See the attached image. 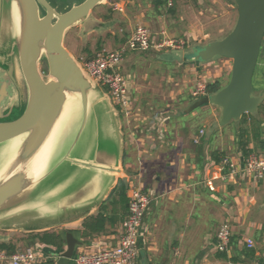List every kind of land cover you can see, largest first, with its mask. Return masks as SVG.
I'll return each instance as SVG.
<instances>
[{
    "label": "crops",
    "instance_id": "crops-1",
    "mask_svg": "<svg viewBox=\"0 0 264 264\" xmlns=\"http://www.w3.org/2000/svg\"><path fill=\"white\" fill-rule=\"evenodd\" d=\"M202 1L169 0L170 6L167 3L159 9H153L150 0L123 4L117 1L122 7L125 5L119 16L112 18L107 12L100 20H94L98 27L93 31L106 33L103 42L109 50L116 49L124 41L125 35L120 38L118 34L125 31L129 37L136 26L150 27L155 35L164 32L167 38L180 39L185 43L181 50L152 49L145 53H127L121 67L122 74L128 78L132 109L141 116L134 115L138 117L134 119L137 122L135 130L145 133L144 126L147 128L150 122L143 111L145 107H151L152 99L160 103L155 102L154 105V113H158L154 119L157 123L148 126L156 132L151 151L139 150L135 162L128 160L125 125L119 116L123 146L116 167L120 172L104 194L106 198L120 179L127 186L138 187L151 194L152 203L144 217L138 240L140 264H264V179L256 184L243 179H238L235 184L223 183L217 180L216 167L223 157L241 163L247 153L258 152L255 154L264 159V40L252 79V94L263 99L256 113L247 115L248 118L239 122L237 128L235 123L238 121L220 127V110L207 105L202 107V115L208 119L198 122L202 116L188 112L195 101L190 97L192 88L198 82L207 85L217 82L221 88L225 86L229 80L230 62L215 58L207 63H198L192 58V50L222 39L230 31H227L230 19L236 21L233 0H215L223 1L222 12L220 19L209 25L210 28L217 25L216 28L207 31L201 18L204 12L199 11ZM101 90L108 96L103 88ZM165 97L170 101L168 104L164 103ZM249 118H252L250 124L247 123ZM108 130L112 132L111 128ZM200 131H203L201 137ZM196 137L198 142L194 143ZM88 155H83V159L89 160ZM110 156L98 154L96 161L114 163V157ZM206 180H212L209 187ZM37 208L46 211L42 205ZM98 209L99 206L94 204L78 216L49 225L44 231H72L75 232L73 237L82 242L78 233L82 217L96 215ZM223 223L230 225L231 232L227 253L216 249V234ZM1 232L5 236L0 243L14 244L17 250L24 247L28 234L41 233ZM119 235L120 225L108 228L106 233L76 247L74 255L87 249L114 246ZM246 239L253 241L251 249L246 247ZM31 246L44 258L61 254L52 247Z\"/></svg>",
    "mask_w": 264,
    "mask_h": 264
},
{
    "label": "water",
    "instance_id": "water-1",
    "mask_svg": "<svg viewBox=\"0 0 264 264\" xmlns=\"http://www.w3.org/2000/svg\"><path fill=\"white\" fill-rule=\"evenodd\" d=\"M104 1L81 0L58 13L48 0H0V120L15 109L20 111L15 120L0 121V231L42 233L94 204L100 207L120 172L116 167L123 146L119 114L64 46L71 28L98 27L90 15ZM233 2L232 30L192 50L198 63L215 58L231 62L227 84L188 108L192 112L207 105L217 107L220 127L256 113L263 100L252 94V79L264 40V0ZM13 4L18 33L9 18ZM4 19H9L15 32L9 46L2 40ZM40 63L45 64L46 74L40 71ZM43 147L48 154L35 175L34 159ZM103 153L114 157L115 165L98 163V154ZM85 154L89 160L83 159ZM38 205L46 211H39ZM64 240L57 264H70L76 247L82 245L71 233Z\"/></svg>",
    "mask_w": 264,
    "mask_h": 264
},
{
    "label": "built area",
    "instance_id": "built-area-1",
    "mask_svg": "<svg viewBox=\"0 0 264 264\" xmlns=\"http://www.w3.org/2000/svg\"><path fill=\"white\" fill-rule=\"evenodd\" d=\"M114 11L123 12L119 2L111 5ZM170 6V2H168ZM158 36V37H157ZM185 43L180 39L167 38L164 32L153 34L145 26H136L124 44L113 50H102L95 57L82 63L83 69L91 79L107 90V94L122 118L132 117V102L128 89V78L122 74L121 67L124 56L127 53H145L154 50H181ZM209 95L207 85L198 82L191 90L190 96L197 100ZM117 107V108H116ZM119 107V108H118ZM203 131L199 132V136ZM198 142V137L194 143ZM217 180L223 183L235 184L238 179L248 180L251 183H259L264 179V159L255 153H249L241 163H236L230 157H223L216 164ZM206 186H210L212 180H206ZM126 197L128 211L120 224V235L116 245L87 249L76 253L70 264H140L138 254V240L141 237L144 217L152 203V196L141 188L127 186ZM231 245L230 225L223 223L216 234V249L220 253H227ZM248 249L253 247V241L246 239ZM59 256L44 258L32 247L17 250L13 254L0 251V264H57Z\"/></svg>",
    "mask_w": 264,
    "mask_h": 264
},
{
    "label": "rangeland",
    "instance_id": "rangeland-1",
    "mask_svg": "<svg viewBox=\"0 0 264 264\" xmlns=\"http://www.w3.org/2000/svg\"><path fill=\"white\" fill-rule=\"evenodd\" d=\"M80 1L81 0H48L49 4L58 13H62L64 11H66L71 6L78 4ZM115 2H117V1L116 0H114V1L113 0H105L102 4L97 6L91 12L90 19L93 20V21L95 19L96 20L97 19L100 20L103 17V14H106L107 12L112 18L119 16V14L121 12L114 11L112 6H110V4L112 5ZM121 3H119V4H121ZM222 3H223V1L216 2L215 0H203L202 4L199 5V11H203L204 12V16L201 17V18H203L202 24L207 26V31H209L210 29H213L214 27L216 28L217 25H215V26L213 25L212 28H210L209 25H210V23L215 22L216 20L220 19L219 15L222 12L220 10V7L222 6ZM231 4H232V2H231ZM123 7H124V9H123V11H124L125 10V5ZM223 7H224V5H223ZM107 9H109V10L106 11ZM235 11H236V7H235ZM5 17L8 18V14L7 13H6ZM234 24H235V22L231 18L230 21H229V28L227 29V31L228 30L231 31L233 26H234ZM148 28H150V27H148ZM124 32L118 34V37L120 36V38H121L124 35L126 37L127 35ZM14 38H15L14 29L11 26L9 19H7V21L4 22V27L2 29V40L6 41L8 43V46H9V44H11V42L14 43ZM105 38H106V33L105 32L103 33V31L102 32H99V31L94 32L91 29L87 30V31H83L81 26L78 25V26H75V27L71 28L67 32L66 39H65V42H64V46H65V48L67 50H69L72 53L73 58L82 65V63L88 58L89 54L93 55L94 53H96V49L99 46V42L102 43L101 46L104 48L103 50H109V47L106 45V43L103 42V41H105ZM86 51H88V54H86ZM39 69H40L41 72H44L46 74V72H45L46 68H45V64L44 63H40ZM164 99H165L164 100L165 104H168V102H170L167 97H165ZM193 101H194V99H193ZM150 102L151 103H149V105H151V107L150 106L145 107V109L143 111V115L149 118L150 124H147V125L151 127L153 123H157L154 119H155V117H157L158 113H154L156 111V110H154V108H155L154 105H155V102L156 103H159V102L157 101V99H152ZM135 112L136 111L133 110L132 117L129 118L128 120L122 118V122L125 125L124 126L125 127L124 136L126 138L125 147L127 148L128 154L130 155V156H128V160L131 161V162H135V160H136L135 156L137 155L139 150H144V151L147 152L150 149L149 151H151V144L154 143V139H152V138H155V136H156L155 130L148 128V126H147V128L144 126V129H146L145 133L144 132L141 133L140 131L135 130V126H136L137 122L134 121V119L136 120V119H138V117L135 118L134 115H136V116L139 115V113L135 114ZM192 112L198 113L199 117L202 116V117H200L198 119V122H204V120L208 119L207 116H205V114L202 115L204 113V111L202 110V107L198 108V109H196V110H194ZM19 115H20V111L15 109L9 117H7V118H5L3 120H0V121H4V122L12 121V120H15L16 118H18ZM254 117H256V116H254ZM246 118H248V116ZM242 121L243 120H239L238 122H236L235 123V125H236L235 127L236 128L239 127L238 124H239V122L242 123ZM233 123H231L228 127H231V125ZM247 123L248 124L252 123V118L251 119L249 118ZM133 133H135V136L133 135ZM139 140H141V141H139ZM255 153H258V152H255ZM144 155H145V153H144ZM4 236H5V233L1 232L0 233V239H3ZM28 247H30V246L25 244L24 247L21 246L18 250H23V249L28 248ZM32 248L34 249V247H32ZM64 249H65V247H64ZM64 249H63V251H64Z\"/></svg>",
    "mask_w": 264,
    "mask_h": 264
},
{
    "label": "trees",
    "instance_id": "trees-1",
    "mask_svg": "<svg viewBox=\"0 0 264 264\" xmlns=\"http://www.w3.org/2000/svg\"><path fill=\"white\" fill-rule=\"evenodd\" d=\"M168 1L169 0H150V4L153 9H159L166 6ZM127 38L128 36L124 38V41H122L119 46L124 44ZM101 45L102 43L99 42L96 53H94L93 55L89 54L88 58L84 62L92 60L97 53L101 52L104 49ZM86 54H88V51H86ZM220 88L221 86L217 82L208 84L207 92L208 94H212L217 92ZM104 90L107 92L106 89ZM119 116L122 119V115L120 114ZM246 117L247 115H244L240 120L244 121L246 120ZM126 190L127 185L125 181L121 179L118 180L116 186L111 190L106 200L99 207L97 214L89 216L82 221L81 229L78 231L79 238L82 240V244H85L94 236L106 233L108 231V228L112 229L122 223L128 211ZM68 232L71 234L75 233L72 231H46L42 233L28 234L25 239V244L29 245L30 247L34 244H40L52 247L56 252L62 253L65 247V234ZM0 251H5L7 254H13L17 251V248L14 244L11 243H0Z\"/></svg>",
    "mask_w": 264,
    "mask_h": 264
},
{
    "label": "bare ground",
    "instance_id": "bare-ground-1",
    "mask_svg": "<svg viewBox=\"0 0 264 264\" xmlns=\"http://www.w3.org/2000/svg\"><path fill=\"white\" fill-rule=\"evenodd\" d=\"M12 18H11V22L13 27L15 28L16 32L18 33L19 30V18H18V11H17V7L15 4H13L12 6ZM48 154V148L47 147H43L42 150L39 152V154L35 157L34 159V174L38 175V173L40 172L42 165L45 162L46 156Z\"/></svg>",
    "mask_w": 264,
    "mask_h": 264
},
{
    "label": "flooded vegetation",
    "instance_id": "flooded-vegetation-1",
    "mask_svg": "<svg viewBox=\"0 0 264 264\" xmlns=\"http://www.w3.org/2000/svg\"><path fill=\"white\" fill-rule=\"evenodd\" d=\"M12 12H13V10H11V12L9 14L10 21H11V18H12ZM11 24H12V22H11Z\"/></svg>",
    "mask_w": 264,
    "mask_h": 264
}]
</instances>
